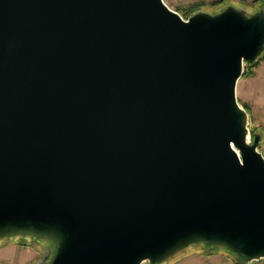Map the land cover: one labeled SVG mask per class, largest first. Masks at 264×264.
Instances as JSON below:
<instances>
[{
	"label": "water",
	"instance_id": "1",
	"mask_svg": "<svg viewBox=\"0 0 264 264\" xmlns=\"http://www.w3.org/2000/svg\"><path fill=\"white\" fill-rule=\"evenodd\" d=\"M264 7L0 0V246L46 264L264 260V156L236 87Z\"/></svg>",
	"mask_w": 264,
	"mask_h": 264
},
{
	"label": "rangeland",
	"instance_id": "2",
	"mask_svg": "<svg viewBox=\"0 0 264 264\" xmlns=\"http://www.w3.org/2000/svg\"><path fill=\"white\" fill-rule=\"evenodd\" d=\"M165 3L186 18L197 11H214L222 9L227 3L242 6L250 10L264 7L255 0H164ZM236 87V97L242 106H247L248 122L251 134L253 131L260 135L258 150L264 156V53L258 64L245 68ZM247 111V110H246ZM6 243V242H5ZM3 243V244H5ZM0 246V264H46L53 252L49 247L32 241L24 240L17 243H6ZM33 252L36 254L33 255ZM238 258L231 252L207 250L205 248L189 253L184 257L168 264H236ZM147 264V263H144ZM250 264H264V260Z\"/></svg>",
	"mask_w": 264,
	"mask_h": 264
},
{
	"label": "trees",
	"instance_id": "3",
	"mask_svg": "<svg viewBox=\"0 0 264 264\" xmlns=\"http://www.w3.org/2000/svg\"><path fill=\"white\" fill-rule=\"evenodd\" d=\"M255 1L259 2V3L262 4V5L264 4V0H255ZM220 10H221V9H220ZM220 10H217V11H220ZM217 11H214V12H217ZM262 55H263V54H262ZM261 57H262V56H260V57L258 58L257 61H254V62H246V63H245V68L247 69V68H250V67H254V66H256V65L258 64L259 60L261 59ZM244 73H246V71H245ZM244 108L247 110V112H249L247 106L244 105ZM256 133H257V132L253 131L252 136H253L254 134H256ZM205 249H207V250H212V248H210V247H206ZM236 257L238 258V261H239V263L237 262L236 264H247L246 261H245L243 258H241V257H239V256H237V255H236Z\"/></svg>",
	"mask_w": 264,
	"mask_h": 264
},
{
	"label": "crops",
	"instance_id": "4",
	"mask_svg": "<svg viewBox=\"0 0 264 264\" xmlns=\"http://www.w3.org/2000/svg\"><path fill=\"white\" fill-rule=\"evenodd\" d=\"M6 243H17V242H14V241H8V242H6ZM6 243H5V244H6ZM5 244H3V245H5ZM0 251H1V253H2V252L4 251V249H1ZM35 254H36V253L33 252V255H35Z\"/></svg>",
	"mask_w": 264,
	"mask_h": 264
}]
</instances>
